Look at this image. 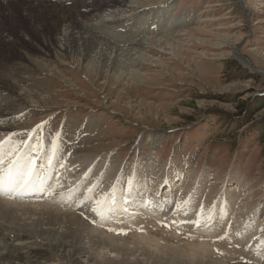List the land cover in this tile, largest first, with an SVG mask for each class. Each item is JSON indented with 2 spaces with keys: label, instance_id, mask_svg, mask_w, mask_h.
Wrapping results in <instances>:
<instances>
[{
  "label": "rangeland",
  "instance_id": "rangeland-1",
  "mask_svg": "<svg viewBox=\"0 0 264 264\" xmlns=\"http://www.w3.org/2000/svg\"><path fill=\"white\" fill-rule=\"evenodd\" d=\"M65 1L72 5L76 0ZM86 2L99 5L97 0ZM128 5L113 8L118 11L107 17L90 12L92 6L81 9L89 28L99 35L97 42L115 49L112 57L118 54V61L103 64L105 57L95 49L94 59H103L94 63L97 71L92 74L85 68L94 59L89 66L78 65L68 52L45 54L31 44L30 37L26 44L11 37L23 48L0 42V63L18 64L21 71L14 74L17 89L0 90V113H9L0 116V125L11 126L0 134L7 133L16 149L51 142L54 149L59 147L65 163L72 156L90 155L108 165H123L129 172L134 170L128 173L134 176L132 186L144 177L135 170L146 171L145 163H155L172 182L157 187L152 179L158 175L149 166L141 185L148 187L150 196H159V191L164 196L180 184L181 193H174L177 201L190 200L203 213L208 211L204 202L209 197L219 202L236 196L239 200L232 201L230 215L234 221L245 215L256 236L250 244L264 250V0H128ZM12 9L20 11V7ZM164 10L165 16L157 15ZM29 35L40 38L35 32ZM130 71L139 77L128 79ZM23 92L40 99L21 101ZM133 209L146 217L144 226L138 229L141 224L130 222L131 227L111 229L125 232L119 235L131 245H147L157 254L173 257L174 249L189 248L190 242L206 234L185 230L183 218H148V212L145 215L137 205ZM102 227L110 230L109 225ZM147 233L163 236L162 245L155 247L153 242V249L148 241H139L138 235ZM210 237L208 241L219 246L229 239L221 230ZM234 246L230 254L247 261L240 254L242 245ZM54 257L48 264L64 262Z\"/></svg>",
  "mask_w": 264,
  "mask_h": 264
},
{
  "label": "bare ground",
  "instance_id": "bare-ground-1",
  "mask_svg": "<svg viewBox=\"0 0 264 264\" xmlns=\"http://www.w3.org/2000/svg\"><path fill=\"white\" fill-rule=\"evenodd\" d=\"M86 1L89 0H76L74 4L66 5L65 0H0V42L18 46L13 43L15 40H19L21 44H26L27 37H30L31 44L35 45L36 48H40L45 54H56L58 56L68 52L75 64L78 62V65L84 63L89 66L91 60L94 59L95 49H100L97 54L105 57L106 60H102L103 64L111 59L118 61V54L115 55L116 57H112L115 49L110 50L109 47L111 46L107 48L97 42L99 35L92 28H89L90 25L85 22L81 9L91 8L92 6L94 9H91L90 12L98 11L103 17H107L118 11L113 8L130 7L128 0H97L99 5H96V7L87 5ZM13 7H20V11L16 12L15 9H12ZM165 13H167V10L157 15L165 16ZM8 20L13 23L11 27L7 24ZM52 29L53 32H51ZM32 32H35L36 35L39 34L40 38L33 39L29 35L30 33L32 35ZM13 35L15 36L14 41L11 38ZM18 47L23 48L22 45ZM100 58L99 56L92 60V66L89 68L86 66L85 71L89 74L97 71L93 65L97 61L99 64ZM1 67L4 68L0 71V90L6 92V90L13 91V89H17L15 76L18 77V75L14 74L21 72L20 65L7 64V62L4 64L2 62L0 63ZM98 68L100 69V67ZM127 73L128 79L139 77L137 73L131 71ZM24 94H26L25 99L20 96L21 101L28 99L33 102V99H40L37 95L31 93L25 92ZM1 96L3 99L4 95L1 94ZM25 103L20 102L21 105ZM8 114V112L4 113L2 110L0 116L6 117ZM0 130H11V126L3 127L0 125ZM6 134L5 132L0 134V141L5 142L3 144L4 151H0V157L4 160L0 167L3 165L10 166L12 161L16 159L22 161L30 159L34 164L37 157L46 156V153L41 154V150L20 152L24 149L22 146L13 151L12 149L6 151V148L10 146L7 141L11 140ZM151 140L153 143L156 142L154 138ZM45 147L52 151L55 150L54 145L51 143H47ZM33 148L36 150V147ZM0 150H2L1 147ZM8 152H12L13 155L8 156ZM30 152H32V156H30ZM89 156H86L87 159L72 156L66 163L55 159V168H57L58 173L54 179H67L64 182H56L53 189H57V194L55 195L52 191L51 198L46 196L48 197L47 200L42 202L18 200L15 197L16 192L7 190L9 185L6 170L5 172L0 170V174L4 175L5 179V191L0 192V264H48V261H52L51 257L54 256L64 259V262H51L50 264H255L253 261L257 260L256 264H264V261H262L264 250L261 251L256 247H252L256 239H254L256 236H252L254 227L246 223L243 219L245 217L243 213L240 215V220L237 218L235 221V217H232L229 213L233 202L239 200L238 197L232 196L219 202L215 201L216 198L209 197L204 202V205L207 204L206 210L208 211L203 213L200 212L201 206L196 205V203L191 205L190 200L184 204L177 201L175 194L176 191L180 192V189H177L180 184L169 188L167 190L168 194L165 193L167 196L165 194L162 196L163 194L161 195L160 191L159 196H150L148 187L142 186L141 183L144 182L146 172H149L148 167L151 166L152 168L155 163L147 162L145 165L143 164L147 167L146 171L139 172V170H135L137 175L143 174L144 177L140 180L139 177L135 179L137 181L134 180L133 182H136V184L132 186L131 182L134 176L130 178L128 173H133L134 170L131 169V172H129L128 169L130 168L128 167L115 166L111 163L108 165L106 160L95 161ZM50 157L56 156L50 155L49 160H51ZM156 168L154 166L152 172H155L158 176L154 177L152 181L156 183L157 187L164 182H172L171 177L165 176L163 171H158ZM230 201L231 205L227 207V203ZM136 205L144 214L148 212V218L149 216H161L164 220H172L178 217V221L183 218L186 221L185 230L190 229L206 234H204L203 239L198 237L194 242H190L189 248L177 246L178 248L174 249L176 255L173 257L164 255V252L157 254V251L154 252L149 250V247L146 248L145 243H143L146 245L144 247L139 246V243L136 242L133 243V246L128 238L126 240L119 235V233L125 232L117 233L111 228L113 227L116 230L115 228L122 227L124 229L129 227L130 222H132L141 224L138 228L140 229L147 220L146 217L138 216L137 212L131 210ZM183 214H185L184 217H182ZM191 219L196 220L191 221ZM246 220L248 221V219ZM196 221L199 222V226L194 223ZM106 225H109V231L102 227ZM220 230L226 231V237H229L228 240H224V245L219 246L217 243L208 241L213 238L210 236ZM11 236L14 238L12 239ZM134 236L136 237V235ZM138 236L139 241H148V245L153 242L154 245L155 243L157 246L162 245L163 236L157 237L148 233L147 235ZM120 241L124 242L120 243ZM250 241L252 244H250ZM235 244H241L242 249L245 247L244 251L240 249V254L247 257V261L242 260L238 255L230 254L233 253L232 250L236 247ZM231 245L233 248L229 247ZM255 245L257 246V244ZM163 246L165 247V245ZM227 249H229V252H226ZM223 256L226 257L225 260L221 259Z\"/></svg>",
  "mask_w": 264,
  "mask_h": 264
},
{
  "label": "snow or ice",
  "instance_id": "snow-or-ice-1",
  "mask_svg": "<svg viewBox=\"0 0 264 264\" xmlns=\"http://www.w3.org/2000/svg\"><path fill=\"white\" fill-rule=\"evenodd\" d=\"M39 127V126H38ZM5 142L0 141V147L3 146ZM8 156L13 155L12 152L7 153ZM4 163L2 157H0V165ZM7 183L9 185V191L20 193L21 191H27L28 189L34 187L33 184V161L32 160H13L9 168L6 170ZM4 175L0 174V192L4 191ZM40 191H45V189L40 186ZM49 194L54 191L53 188L47 189ZM126 210V209H125ZM199 226V222H194ZM223 238V237H221Z\"/></svg>",
  "mask_w": 264,
  "mask_h": 264
},
{
  "label": "water",
  "instance_id": "water-1",
  "mask_svg": "<svg viewBox=\"0 0 264 264\" xmlns=\"http://www.w3.org/2000/svg\"><path fill=\"white\" fill-rule=\"evenodd\" d=\"M245 58V57H244ZM247 61H248V59L247 58H245Z\"/></svg>",
  "mask_w": 264,
  "mask_h": 264
}]
</instances>
